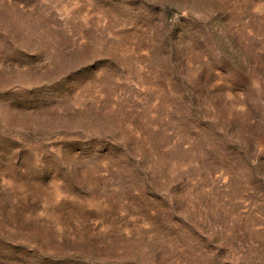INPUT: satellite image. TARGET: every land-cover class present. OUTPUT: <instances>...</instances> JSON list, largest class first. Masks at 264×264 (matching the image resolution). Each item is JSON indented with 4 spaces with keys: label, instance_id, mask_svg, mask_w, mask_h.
Listing matches in <instances>:
<instances>
[{
    "label": "rangeland",
    "instance_id": "1",
    "mask_svg": "<svg viewBox=\"0 0 264 264\" xmlns=\"http://www.w3.org/2000/svg\"><path fill=\"white\" fill-rule=\"evenodd\" d=\"M0 264H264V0H0Z\"/></svg>",
    "mask_w": 264,
    "mask_h": 264
}]
</instances>
